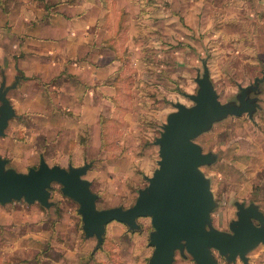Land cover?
I'll return each mask as SVG.
<instances>
[{"label":"rangeland","instance_id":"obj_1","mask_svg":"<svg viewBox=\"0 0 264 264\" xmlns=\"http://www.w3.org/2000/svg\"><path fill=\"white\" fill-rule=\"evenodd\" d=\"M35 1L31 7L36 12L41 0ZM146 1L139 0L140 19L150 29L125 41L119 32L116 50L129 54L116 80L118 94L115 102L93 95L96 108L63 105L73 92L79 90L81 97L83 83L88 90L95 88L90 70L81 78L62 75L60 64L41 59L51 46L42 45L40 37L31 47H24L21 36L2 39L0 86L4 76L7 86L20 79L8 92L17 114L0 136V156L9 159L8 167L28 172L39 166L41 156L50 165L67 168L89 162L85 178L99 194L98 207H130L148 185L146 176L158 168L159 146L154 142L168 114L176 110L174 103L194 104L185 93L197 92L204 63L224 103L237 102L240 86L263 76L264 0H161L165 15L159 21L149 16L153 9ZM92 52L107 51L101 44L88 54ZM57 56L58 62L66 58L62 52ZM90 63L96 68L110 64L108 57ZM259 97L261 107L253 120L247 114L229 116L196 139L205 152L219 155L202 169L218 202L212 219L220 230L230 231L231 221L238 218L236 202L254 203L264 212V82ZM51 193L54 205L49 208L24 200L0 203V264H149L154 251L150 217L140 218L137 230L110 223L96 249L97 239L85 236L79 204L63 194L59 183ZM215 255L219 264H243ZM248 255L250 264H264V244ZM175 264L196 262L177 252Z\"/></svg>","mask_w":264,"mask_h":264},{"label":"water","instance_id":"obj_2","mask_svg":"<svg viewBox=\"0 0 264 264\" xmlns=\"http://www.w3.org/2000/svg\"><path fill=\"white\" fill-rule=\"evenodd\" d=\"M19 80L17 77L7 86L4 76L1 83L0 136L6 134L10 120L17 114L8 92L16 88ZM196 82L197 92L185 93L194 104L174 103L176 110L168 114L160 136L156 137L158 168L152 176H146L148 185L140 189L132 206L99 208V194L85 178L92 163L67 168L50 165L44 156L39 166L28 172L8 167L9 159L0 156V203L24 200L49 208L54 205L50 201L51 189L59 183L63 194L79 204L85 236L97 239L96 249L103 244L109 223L117 221L137 230L142 227L138 220L150 217V245L154 251L149 264H175L177 252L183 257L189 254L196 264H219L215 252L229 262L240 257L244 264H250L248 254L264 244V212L254 203L246 207L245 203L236 202L238 218L231 221L230 231L213 225L212 213L218 202L211 179L202 167L215 163L219 155L205 152L196 139L229 116L247 114L253 120L261 107L259 95L264 74L253 83L240 86L237 102L220 100L206 63L203 76L199 75Z\"/></svg>","mask_w":264,"mask_h":264},{"label":"crops","instance_id":"obj_3","mask_svg":"<svg viewBox=\"0 0 264 264\" xmlns=\"http://www.w3.org/2000/svg\"><path fill=\"white\" fill-rule=\"evenodd\" d=\"M32 1L35 0H0V42L4 37L15 41V38L21 36L22 40L26 41L24 47H31L35 39L40 37L42 45L50 43L51 46V50L47 55L42 54L41 59L49 58L52 64V61L56 62V65L60 64L59 68L63 73L59 74L75 79L78 75L81 78V75L90 70L89 80L95 82V88L88 90L87 85L83 83L85 90L82 91L81 97L79 90L73 92L72 96L64 97L65 107L71 105L83 110L96 108L98 100L94 99L93 95H100L109 102H115L118 94L116 80L125 69L124 60L129 54L123 56L116 50L120 45L119 32L124 33L125 41L132 38L135 40L138 31L150 29L142 27V5L139 0H41L36 12L31 5L36 6L38 1H35V4ZM146 3L153 9L149 14L153 21H159L160 17L165 15V6L161 0H147ZM101 44H104L107 52L88 54L94 45L97 47ZM59 52L65 53L66 56L65 59L62 57L63 66L62 61L58 62L61 60L57 56ZM106 56L110 63L107 66L96 68L90 63L107 58ZM40 68L41 72L46 71L45 65ZM115 71L118 77L115 76ZM59 96L61 98L58 94L57 102ZM84 119L86 120V117ZM85 123L86 121L82 122Z\"/></svg>","mask_w":264,"mask_h":264},{"label":"flooded vegetation","instance_id":"obj_4","mask_svg":"<svg viewBox=\"0 0 264 264\" xmlns=\"http://www.w3.org/2000/svg\"><path fill=\"white\" fill-rule=\"evenodd\" d=\"M250 205V204H249ZM249 205H246L245 204V206L247 207V206H249ZM260 209V208H259ZM261 210V209H260ZM257 225H259V222L258 221H254ZM222 257H225V256H222ZM248 257H249V255H248ZM225 259L227 260V258L225 257ZM237 260H239L240 262H242L243 264H244V262L241 260V258L240 257H238V258H236V260L235 261H233V262H236ZM250 263V262H249Z\"/></svg>","mask_w":264,"mask_h":264},{"label":"trees","instance_id":"obj_5","mask_svg":"<svg viewBox=\"0 0 264 264\" xmlns=\"http://www.w3.org/2000/svg\"><path fill=\"white\" fill-rule=\"evenodd\" d=\"M113 222H115V221H113ZM116 222H117V221H116ZM111 223H112V222H111ZM109 224H110V223H109ZM109 224H108V225H109Z\"/></svg>","mask_w":264,"mask_h":264}]
</instances>
